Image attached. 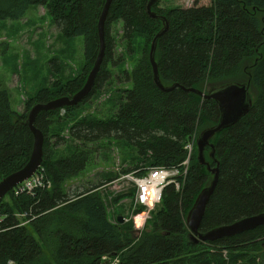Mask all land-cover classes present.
<instances>
[{
  "label": "trees",
  "instance_id": "trees-1",
  "mask_svg": "<svg viewBox=\"0 0 264 264\" xmlns=\"http://www.w3.org/2000/svg\"><path fill=\"white\" fill-rule=\"evenodd\" d=\"M148 2L113 1L105 28L106 55L91 95L76 107L64 108V115L55 110L37 116L35 127L44 134L41 169L52 187L33 196L17 197L12 190L0 202V264H102L103 257L118 258L120 264H264V227L217 242L192 238L187 214L213 179L197 160L196 144L181 189L165 188L151 214V230L138 237L132 223H117L120 216L113 221L100 191L117 177L90 187L65 188L67 179L90 163L88 144L112 138L133 147L136 164L124 173L142 176L150 167L181 164L189 139L219 122L215 101L179 87L165 93L155 85L149 54L163 22L149 16ZM105 4L106 0H0V21L21 20L31 7H46L62 37L83 38L85 63L76 78L41 89L22 113L13 109L0 81V181L30 159L34 145L27 125L30 110L72 97L85 84L99 53L98 23ZM156 4L153 11L169 24L155 54L163 85L207 93L230 82L246 83L251 76V111L212 139L220 177L200 230L264 213V0H212L207 6L165 10ZM117 23L122 24L126 54L115 62L111 28ZM125 55L136 60L131 71L124 72L130 88L120 97L114 116H79V109L109 80L106 65L124 63ZM65 131L76 144L68 155L57 157L54 150L65 144ZM210 153L206 148V160L214 168L217 163ZM134 195L135 189L120 199ZM142 211L138 207L135 213ZM22 214L27 218H18ZM25 220L29 221L22 225Z\"/></svg>",
  "mask_w": 264,
  "mask_h": 264
},
{
  "label": "rangeland",
  "instance_id": "rangeland-1",
  "mask_svg": "<svg viewBox=\"0 0 264 264\" xmlns=\"http://www.w3.org/2000/svg\"><path fill=\"white\" fill-rule=\"evenodd\" d=\"M211 1L158 0L156 5L165 10L191 8L196 4L207 6ZM111 35L116 39V54L113 60L116 62L119 56L126 54L125 45L121 42L122 24H114ZM83 53V38L62 37L44 6L31 7L21 20L0 21V81L10 94L13 109L20 113L25 112L27 103L41 89L50 88L57 81L65 84L79 76L85 64ZM124 58L125 62L120 65H106L110 72L109 80L102 90L79 109V116H93L98 119L114 116L121 102L120 97L130 88V84L125 81L124 72H130L136 60L127 55ZM64 113L65 110H62L61 115ZM198 134L196 133V136ZM62 136L66 141L54 150L57 157L68 155L70 148L76 144L69 139L68 131L62 133ZM53 141L52 139L51 144ZM88 148L92 150L90 163L78 176L67 179L66 190L90 187L105 183L110 177H117L100 189L113 221L117 222V217H123L124 222L117 223H132L137 237L144 231H150L152 218L140 229L135 227L137 225L132 218L135 215L134 196L120 199L121 195L134 190L132 183L125 179L128 173L124 172L136 164V150L112 138L88 144ZM114 261L115 259H108L106 262Z\"/></svg>",
  "mask_w": 264,
  "mask_h": 264
},
{
  "label": "water",
  "instance_id": "water-1",
  "mask_svg": "<svg viewBox=\"0 0 264 264\" xmlns=\"http://www.w3.org/2000/svg\"><path fill=\"white\" fill-rule=\"evenodd\" d=\"M114 0H106L98 23V35L100 41L99 53L96 61L89 72L83 87L72 97H62L47 103L35 105L28 114L27 125L34 137L33 150L28 163L20 170L10 174L0 181V202L18 185L30 179L40 169L44 160V134L35 127L37 116L41 112L63 110L66 107H76L89 97L95 87L97 76L102 68L106 55L105 28L110 7ZM157 0H149L147 12L153 19L163 22V28L155 36L150 49V63L153 70L154 83L162 92H170L176 88H181L186 93H193L205 100H213L219 107V122L210 128L203 130L196 139L197 160L200 165L205 166L212 173L213 179L209 186L202 189L197 196L192 208L186 217V226L196 242H217L225 238H232L245 232L264 227V213L242 218L228 225H222L202 232L201 225L208 207L219 183L220 169L216 158V152L212 139L223 130L228 129L244 118L253 107V97L250 92L251 76L246 83L230 82L209 92H203L196 88L180 87L178 84L165 86L160 80L159 68L155 59L157 44L159 39L168 31L167 19L153 11V5ZM211 149L210 158L217 165L212 168L211 163L206 160L205 150ZM120 223L124 222L123 217H119Z\"/></svg>",
  "mask_w": 264,
  "mask_h": 264
},
{
  "label": "built area",
  "instance_id": "built-area-1",
  "mask_svg": "<svg viewBox=\"0 0 264 264\" xmlns=\"http://www.w3.org/2000/svg\"><path fill=\"white\" fill-rule=\"evenodd\" d=\"M197 136L194 135L189 139V142L185 146L187 151V158L178 166L173 167H150L145 170L142 176H138L136 173H129L125 175V179L132 183L135 189V195L133 199V210L136 211L138 207H142L144 211L132 216L135 220L137 229H140L145 225L148 219L151 218L152 212L160 204L163 197L164 190L169 185H174L176 190L179 191L184 184L189 167L191 156L193 153L194 145L196 144ZM52 183L47 178L43 169H40L30 179L18 185L13 189L14 196H20L23 194L35 195L38 190H50ZM28 214L18 215V218H27ZM33 217V216H31ZM141 217L140 224L137 223V218ZM2 216L0 215V220ZM29 220L24 221L22 225L28 223ZM141 225V226H140ZM107 257H103L102 264H120L118 258L112 263L106 262ZM111 260V259H110Z\"/></svg>",
  "mask_w": 264,
  "mask_h": 264
},
{
  "label": "bare ground",
  "instance_id": "bare-ground-1",
  "mask_svg": "<svg viewBox=\"0 0 264 264\" xmlns=\"http://www.w3.org/2000/svg\"><path fill=\"white\" fill-rule=\"evenodd\" d=\"M140 222H141V217H138L137 218V223L140 224Z\"/></svg>",
  "mask_w": 264,
  "mask_h": 264
}]
</instances>
